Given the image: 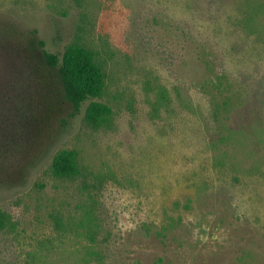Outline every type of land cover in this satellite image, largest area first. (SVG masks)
<instances>
[{"label": "rangeland", "instance_id": "rangeland-1", "mask_svg": "<svg viewBox=\"0 0 264 264\" xmlns=\"http://www.w3.org/2000/svg\"><path fill=\"white\" fill-rule=\"evenodd\" d=\"M72 43L109 126L36 78ZM0 141V264H264V0H0Z\"/></svg>", "mask_w": 264, "mask_h": 264}, {"label": "trees", "instance_id": "trees-1", "mask_svg": "<svg viewBox=\"0 0 264 264\" xmlns=\"http://www.w3.org/2000/svg\"><path fill=\"white\" fill-rule=\"evenodd\" d=\"M43 44V43H42ZM44 57L51 70L49 75L36 76L44 84L45 96L49 97L50 90L57 87V94L72 107L70 116L81 113L82 106L88 101L84 109V122L93 129L109 126L113 114L112 107L105 102L97 100L105 91V75L95 59L92 50L84 45L72 43L65 47L63 53L44 50ZM223 77V76H222ZM222 77H217V83ZM52 108L54 103H51ZM23 111V108H21ZM23 112L19 117L25 119ZM5 141H0V164L5 159ZM51 172L58 178L73 179L79 173L75 151L62 149L54 154ZM13 225L12 218L5 211L0 210V230ZM58 226V224H57Z\"/></svg>", "mask_w": 264, "mask_h": 264}]
</instances>
